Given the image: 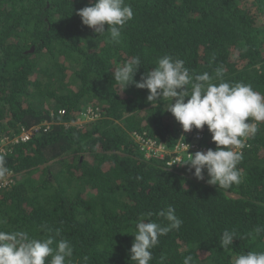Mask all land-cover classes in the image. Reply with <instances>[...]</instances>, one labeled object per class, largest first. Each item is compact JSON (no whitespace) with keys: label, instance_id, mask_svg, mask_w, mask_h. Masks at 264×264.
Wrapping results in <instances>:
<instances>
[{"label":"trees","instance_id":"obj_1","mask_svg":"<svg viewBox=\"0 0 264 264\" xmlns=\"http://www.w3.org/2000/svg\"><path fill=\"white\" fill-rule=\"evenodd\" d=\"M93 2L0 0V135L49 123L5 161L13 183L0 191V229L37 238L61 229L57 239L74 246L71 264H134L138 218L151 212L167 223L155 214L172 205L183 225L160 237L151 264L162 254L165 264L187 255L193 264H232L264 251V235H249L264 225V122L240 149L242 183L220 189L206 170L201 181L187 164L170 170L169 156L145 158L134 133L177 143L170 101L153 108L149 90L113 87L114 68L131 57H141L140 81L171 55L212 83H249L264 94V0H126L134 18L119 43L83 25L77 13ZM89 109L94 120L74 125ZM201 131L202 146L215 150L207 125ZM225 229L240 237L229 249L220 245Z\"/></svg>","mask_w":264,"mask_h":264},{"label":"clouds","instance_id":"obj_2","mask_svg":"<svg viewBox=\"0 0 264 264\" xmlns=\"http://www.w3.org/2000/svg\"><path fill=\"white\" fill-rule=\"evenodd\" d=\"M77 15L82 23L99 35L109 33L114 43H119L123 28L134 18V11L126 0H94L89 6L79 10ZM105 25L108 30L105 31ZM141 57L134 56L121 66L114 68L113 87L123 92L134 85L137 89H147L150 94L147 101L153 108L159 101H170L167 111L182 125L185 132L193 128L203 130L207 125L216 149L189 154L187 163L190 171L194 169L196 179L203 181L207 171V183L220 189H229L243 181V170L238 165L243 160L247 139L259 131V124L264 122V94L256 91L249 83L220 82L212 83L209 73L194 74L185 66V61L171 55L161 56L156 66L147 71L140 81L135 79L141 67ZM218 78L223 70L218 68ZM6 161V160H5ZM0 157V178L11 172L6 162ZM173 170V169H172ZM154 213L142 214L135 225L134 243L130 249V258L134 264H151L153 249L159 239L168 233L178 231L183 220L176 215V209L169 205L157 215L167 223L151 219ZM6 221L0 220V224ZM46 233L52 229L46 224L40 225ZM61 229L42 238L31 236L27 231H5L0 229V264H71L74 246L66 238H59ZM249 235H264V225H257ZM240 238L235 229H225L220 236V245L225 249L233 246ZM87 261L88 257H84ZM166 256L160 257V264H165ZM183 264H193V256L187 255ZM232 264H264V251H247L237 254Z\"/></svg>","mask_w":264,"mask_h":264},{"label":"built area","instance_id":"obj_3","mask_svg":"<svg viewBox=\"0 0 264 264\" xmlns=\"http://www.w3.org/2000/svg\"><path fill=\"white\" fill-rule=\"evenodd\" d=\"M61 115L65 114V111H60ZM180 124V123H179ZM49 128V123L45 125H37L31 128H21L20 132L15 134L13 132H6L0 135V157L5 161L10 154L13 153L14 147L17 145L28 143L34 135L40 132H46ZM179 135H177V143L174 147L169 149L167 146L159 145L155 140L146 138L145 135H138L134 133L132 138L140 145L142 151L145 153L147 159L153 157H160L164 159L169 156L167 166L170 170L181 168L182 164L188 161L187 149L184 147L186 143L189 145V154L193 152L203 151L206 152L208 149L198 142L204 139V135L201 130L193 128L190 132H185L182 125L178 129ZM13 183V174L10 173L5 178H0V191L9 187Z\"/></svg>","mask_w":264,"mask_h":264},{"label":"rangeland","instance_id":"obj_4","mask_svg":"<svg viewBox=\"0 0 264 264\" xmlns=\"http://www.w3.org/2000/svg\"><path fill=\"white\" fill-rule=\"evenodd\" d=\"M95 113L91 110V109H89L86 113H83L77 120H76V122H74L73 124L74 125H83V124H86V123H88V122H91L90 120H92L96 115H94ZM94 120V119H93ZM176 122H177V125H176V129H179L180 128V124H179V122L176 120ZM177 135H179V132H178V134ZM169 149H171L172 147H168ZM145 158H147L146 157V155H145ZM35 177H37V174L35 175Z\"/></svg>","mask_w":264,"mask_h":264},{"label":"bare ground","instance_id":"obj_5","mask_svg":"<svg viewBox=\"0 0 264 264\" xmlns=\"http://www.w3.org/2000/svg\"><path fill=\"white\" fill-rule=\"evenodd\" d=\"M203 140H204V139H203ZM203 140H202V141H203ZM202 141H201V142H202ZM201 142H198V145H201ZM194 153H196V152L194 151L193 154H194ZM144 155H145V154H144Z\"/></svg>","mask_w":264,"mask_h":264}]
</instances>
